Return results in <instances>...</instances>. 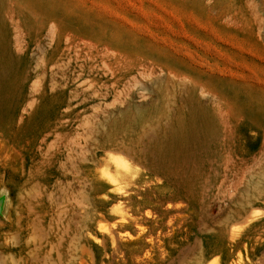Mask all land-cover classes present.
Returning a JSON list of instances; mask_svg holds the SVG:
<instances>
[{"label":"rangeland","instance_id":"rangeland-1","mask_svg":"<svg viewBox=\"0 0 264 264\" xmlns=\"http://www.w3.org/2000/svg\"><path fill=\"white\" fill-rule=\"evenodd\" d=\"M185 127L199 148L177 152L192 211L180 264H264V0H0L3 262L103 264L97 223L82 213L85 191L107 211L95 161L121 146L141 170ZM19 185L37 205L44 189L66 198L64 250L41 225L7 227ZM226 219L241 232L231 244ZM180 251L158 264H178Z\"/></svg>","mask_w":264,"mask_h":264},{"label":"bare ground","instance_id":"bare-ground-1","mask_svg":"<svg viewBox=\"0 0 264 264\" xmlns=\"http://www.w3.org/2000/svg\"><path fill=\"white\" fill-rule=\"evenodd\" d=\"M190 128L191 127H189V129ZM185 129L186 130H183V132H176L174 130L175 132L173 131L171 134L168 133L170 135H167L168 138L164 144L162 143L161 149L159 145L160 150L158 149L159 152L157 153L159 158L140 160L138 163H140L139 165L143 168L141 170L137 169L138 166L136 168L135 165L137 164H135V162H131L127 159L128 157L126 158L121 155V146L120 148L108 147V150L115 152V155L108 156L102 161H95V163L99 165L97 166L99 169L96 167L99 171L93 174V177L97 180L95 188L99 196L96 202L102 209L107 208V211L102 213L90 208L91 203L89 194L85 191V194L83 193L84 196H82L85 197L83 198L84 204L82 205V213L84 221L93 219L97 223L95 234L98 236V239H95L99 241L101 249L106 254L103 264H158L169 258L172 251L175 249L181 250L177 259V263L180 264V260L183 258L181 254L184 253V251L187 252L185 249L191 244V242H189L191 234L186 228H184V233L180 238H177V234L180 233L183 227L187 226L192 211L189 203L190 198L188 196V192H191L188 191L189 183L186 179L188 177H185L184 168L180 165L181 161L179 162L181 158L179 159L177 155L179 153L177 152L182 146L185 147L187 144L199 148V144L196 143L197 141L194 142L195 140H193L190 134L193 128L187 130L185 127ZM144 144L145 143H143V145ZM159 144L161 143L159 142ZM106 148H103L102 151L106 150ZM126 152L127 149L125 153ZM128 152L127 154H129ZM110 154L113 153L110 152ZM190 165L191 164H189V166ZM186 166H188V164ZM85 184L87 183H84V185ZM252 187L254 190V184ZM25 190L27 189L24 185H19L15 191L9 190V195H11L9 202L13 206V212L10 215L11 219L7 223V227L10 231H18L19 234H21L39 229L41 227H38V225H41L49 235L54 236L50 241V244H52L51 247L59 245L61 250H64L65 238L63 240V236H61V234L58 236V233H62V235L66 233V228L70 221L68 218H70L71 215L69 214L70 216L68 217L67 213H70V211L67 212L69 206L66 209V198H64L62 194H58L60 195L58 196L60 200L56 203V200H54L49 193V189H44L39 197V204L37 205L35 199L37 195L34 196L35 198H33V196L31 198V196L28 195L29 190L26 194ZM56 199L58 198L56 197ZM5 203L7 202L3 201V207H5ZM35 206L40 209L39 212L42 213L43 219H39L36 216L34 217L33 214L29 215V210L35 208ZM72 210L74 211V209ZM247 210L249 211V209ZM5 211L9 213L7 208H5ZM25 211L28 212L24 220L22 214ZM91 212H93V214L90 216ZM247 212H245V214ZM255 217L256 215L252 217L249 223H251ZM22 220H24L23 225L21 224ZM226 223V227L222 228V231L227 234L231 244L240 236L241 232L228 230L227 225L229 224V220ZM202 226L206 227L204 224H202ZM55 227L57 228L56 232ZM11 235L13 234L11 233ZM56 236L57 240L54 242ZM200 244L201 240L197 243L195 242L192 248L199 249L201 246ZM25 245L28 248L26 242ZM2 250L3 246H0V264H5V258H1ZM51 252L53 254L52 249ZM59 261L60 264H63L65 256H60ZM199 264L209 263L203 259V262Z\"/></svg>","mask_w":264,"mask_h":264}]
</instances>
